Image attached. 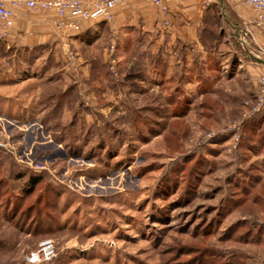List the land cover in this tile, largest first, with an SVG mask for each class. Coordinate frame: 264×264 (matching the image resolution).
Listing matches in <instances>:
<instances>
[{"label": "rangeland", "instance_id": "1", "mask_svg": "<svg viewBox=\"0 0 264 264\" xmlns=\"http://www.w3.org/2000/svg\"><path fill=\"white\" fill-rule=\"evenodd\" d=\"M81 23L54 54L0 58L38 68L46 108L0 124V264L45 244L40 264H264V130L230 127L254 98L182 100L146 72L141 30L125 47Z\"/></svg>", "mask_w": 264, "mask_h": 264}, {"label": "crops", "instance_id": "2", "mask_svg": "<svg viewBox=\"0 0 264 264\" xmlns=\"http://www.w3.org/2000/svg\"><path fill=\"white\" fill-rule=\"evenodd\" d=\"M113 14L119 44L131 45L129 37L141 30L154 59L146 72L157 74L162 88L176 90L180 99L199 103L208 99L213 104L222 99L226 106H237L242 98L257 94L258 80L264 78V31L255 25L256 12L250 6L239 0H160L159 5L126 0ZM54 18L50 10H15L8 36L0 39V58L34 57L40 48L54 54V43L63 38L52 26ZM108 25L82 21L81 28L89 36ZM17 61L0 66L1 125L36 121L46 113V108L38 107L41 92H35L43 79L38 68ZM257 125L264 130V111L253 119L252 127ZM261 174L258 184H264Z\"/></svg>", "mask_w": 264, "mask_h": 264}, {"label": "built area", "instance_id": "3", "mask_svg": "<svg viewBox=\"0 0 264 264\" xmlns=\"http://www.w3.org/2000/svg\"><path fill=\"white\" fill-rule=\"evenodd\" d=\"M124 1L126 0H0V39L8 36L9 30L13 26L14 12L17 9L24 8L34 12L50 10L55 14V18L52 21L54 30L58 33H66L78 31L80 29V21L97 20L113 23L114 8ZM152 1L155 4H160V0ZM239 1L250 6L256 12L254 23L259 29L264 31V0ZM110 49L111 51L115 49L114 42L110 44ZM70 55L73 58V54ZM113 67H111L112 70ZM263 111L264 78L260 77L258 80V91L253 102L242 114L241 118L230 126L231 130L238 131L242 125L255 119ZM2 147L7 148L6 144L0 141V148ZM26 165L37 170L31 162L26 163ZM40 167L38 169H41ZM52 249L51 244H45L40 254L31 260V264H40L41 261L50 260L53 253Z\"/></svg>", "mask_w": 264, "mask_h": 264}, {"label": "trees", "instance_id": "4", "mask_svg": "<svg viewBox=\"0 0 264 264\" xmlns=\"http://www.w3.org/2000/svg\"><path fill=\"white\" fill-rule=\"evenodd\" d=\"M252 121H253V120L246 122V123L244 124V126H252ZM29 180H30L29 185H30V187L33 188L34 185L37 184V183L41 180V178H40V175H33V176H30V177H29ZM28 208H29V207H28ZM15 210H16V212H18V209H15ZM27 210H28V209H27ZM24 212H25V210H24Z\"/></svg>", "mask_w": 264, "mask_h": 264}]
</instances>
